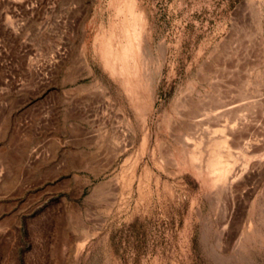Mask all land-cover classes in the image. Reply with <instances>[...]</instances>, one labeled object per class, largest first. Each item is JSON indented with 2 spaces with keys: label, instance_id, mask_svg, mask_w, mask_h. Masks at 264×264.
<instances>
[{
  "label": "rangeland",
  "instance_id": "374dc122",
  "mask_svg": "<svg viewBox=\"0 0 264 264\" xmlns=\"http://www.w3.org/2000/svg\"><path fill=\"white\" fill-rule=\"evenodd\" d=\"M128 39L158 68L140 120L111 75ZM263 77L264 0H0V264H264V169L215 187L152 153L209 157L195 117Z\"/></svg>",
  "mask_w": 264,
  "mask_h": 264
},
{
  "label": "bare ground",
  "instance_id": "6f19581e",
  "mask_svg": "<svg viewBox=\"0 0 264 264\" xmlns=\"http://www.w3.org/2000/svg\"><path fill=\"white\" fill-rule=\"evenodd\" d=\"M130 24H133V23H130ZM130 27H131V25H130ZM129 30H131V29H129ZM131 33H133V31ZM131 36H133V35L131 34ZM128 44H129L130 48L136 47L135 48V49H137L136 53L130 54V53H128L122 49H121V51L118 49V52H115V54L111 53V62H112V67H113L111 69V75L113 78L112 81H114L116 88L117 89H124L128 93V97L131 101V107H132V111L134 113V117L136 120H140L142 118V116L146 113L147 103H148V95H149V92L151 91V88L153 87L152 86V82H153L152 81V79H153L152 75L153 74L151 75V71H154V74H155L158 71V68L154 64V62L152 63L149 61V59L147 57L146 49H145V46H146L145 43H144L145 44L144 45L142 43V41H140L137 43V45L136 44L134 45L133 41L128 39ZM120 47L122 48V46H119V48ZM157 49L160 50L161 48L157 47ZM128 59H131L134 61L133 64H135L134 65L136 67L135 70L138 69L137 70L138 73L140 71V74H137V75H139V77H136V75H135V77H136L135 78L130 74H127V76H125L126 74H125L124 70L127 69L126 63H127ZM117 62L118 63L121 62L125 66V68L122 69L121 72H119L118 69L116 68V66L118 65ZM114 63L116 66H114ZM150 63H152L154 65L153 70L149 69ZM155 75H157V74H155ZM137 78H138V80H137ZM254 81L255 80H253V82ZM245 84H246V86H249L250 83H248V81H247V83L245 82ZM253 86H254V88H251L252 91H250L249 94L248 93L245 94V92H243L241 90H238V91L236 90L235 94H233L232 97L231 96L228 97V99H226V101H224V103L219 105L217 108L211 109L208 111H205L203 109L204 111H202V113H200L198 116L195 117V122H197L201 127L204 126L202 128L203 130L200 131L203 134V136L201 135V133L197 132V134H198L197 137L201 135V137H203L205 139L204 141H206V139L209 141H212L211 144H212L213 148L210 150L211 153L209 152L210 153L209 157L206 156L205 158H203L201 151H197V152L189 153V154L186 153L185 149L188 148V146H190L191 142H193L190 137H183L182 139H180L178 141V143H180L183 146L182 147L183 150H182V152H180V155L182 156L181 161H179L177 159V157H179V155H176V152H175L177 149L174 147L175 149L173 150L170 147V145L166 144L167 142L165 144H162V143L156 144V149H154L152 152L153 157H155L156 153H159L166 160H168L170 164H173L176 166H178V164H180L183 167L186 165L185 161H187V159H189V162L198 163V167H200V165L203 166V168H205L208 171V173L212 177H214L212 184L215 187L216 186L217 187L225 186V188H226V186L228 184L238 182L241 179V176H243V175H245L246 178H251L259 170H263L264 169V156L259 158L260 155H257L256 152L251 151L258 144L259 140L256 139V137L253 138V135H251V134L250 135L252 137L251 136H249V137L244 136L243 131H242L243 127H245L248 123L254 122L253 118L252 117L249 118L250 115L248 116L245 113L247 110L246 107H247V105L252 106L253 104H255L257 102V99H258L257 95H258V93H260L259 88L264 87V83H262V85H258L256 83H254ZM203 87H205V86H203ZM258 96L260 97V95H258ZM260 100H261V98H260ZM254 113H255V111H254ZM254 115H256V114H254ZM185 117H187V116H185ZM261 120L262 119H260V121ZM211 126L212 127L219 126L220 128L211 129L210 128ZM250 126H251V124H250ZM190 128H191V126H190ZM246 128H248V127H246ZM192 130H194L193 132H195V127H193ZM208 130L210 131L209 135H208V137L206 135V138H205L204 137L205 132H207ZM203 131H204V133H203ZM130 132L134 136L135 131L131 129ZM217 132H218V134H217ZM252 132H254V131L252 130ZM216 134L218 136H215ZM255 135H257V133ZM193 136H195V134H193ZM201 137H198V139H201ZM259 138H261V137H259ZM144 139H145V137H144ZM144 139H142V140H144ZM230 141H232L231 144L229 143ZM198 142L200 144V140ZM260 143H259V145H260ZM128 146L126 145L124 148L121 149V151H124ZM263 146H264V144H263ZM141 149H142V147H141ZM262 149H263V147H262ZM262 151H264V149ZM250 161H254V163L251 164V166H249ZM133 171H135V170H133ZM141 176H142V174H141ZM146 177H147V174H146ZM137 179L139 180V177H137Z\"/></svg>",
  "mask_w": 264,
  "mask_h": 264
}]
</instances>
